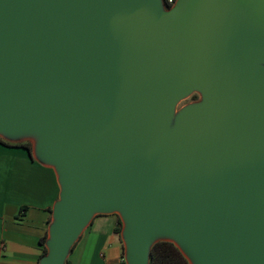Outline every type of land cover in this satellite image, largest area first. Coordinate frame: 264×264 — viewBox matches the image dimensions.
Instances as JSON below:
<instances>
[{
	"label": "water",
	"instance_id": "1",
	"mask_svg": "<svg viewBox=\"0 0 264 264\" xmlns=\"http://www.w3.org/2000/svg\"><path fill=\"white\" fill-rule=\"evenodd\" d=\"M0 139L58 180L39 264L110 214L125 264H264V0H0Z\"/></svg>",
	"mask_w": 264,
	"mask_h": 264
},
{
	"label": "crops",
	"instance_id": "2",
	"mask_svg": "<svg viewBox=\"0 0 264 264\" xmlns=\"http://www.w3.org/2000/svg\"><path fill=\"white\" fill-rule=\"evenodd\" d=\"M22 148L0 144V264H39L40 239L58 199L54 170ZM116 215H97L68 255L69 264H124Z\"/></svg>",
	"mask_w": 264,
	"mask_h": 264
},
{
	"label": "trees",
	"instance_id": "3",
	"mask_svg": "<svg viewBox=\"0 0 264 264\" xmlns=\"http://www.w3.org/2000/svg\"><path fill=\"white\" fill-rule=\"evenodd\" d=\"M198 99L197 95L192 96V100L196 101ZM0 144L8 147H17L22 148L28 152L30 157L31 154V144L29 142L23 143H8L0 139ZM51 212V211H50ZM50 224V219L48 220V225ZM121 230H122V222L118 216H116V226L114 229L115 234L119 237L120 245L122 248V255L123 254V244L121 240ZM47 240V233L44 235L43 238L40 239V245L42 247V254L41 258L47 254V250L45 247V243ZM64 264H69L68 260H65ZM125 264V263H124ZM148 264H189L187 259L183 256V254L179 251V249L170 242L160 241L154 244L149 252V263Z\"/></svg>",
	"mask_w": 264,
	"mask_h": 264
},
{
	"label": "rangeland",
	"instance_id": "4",
	"mask_svg": "<svg viewBox=\"0 0 264 264\" xmlns=\"http://www.w3.org/2000/svg\"><path fill=\"white\" fill-rule=\"evenodd\" d=\"M194 95H198V100L197 101H193L192 100V96ZM201 100V96L197 93V92H193L191 93L190 95H188L187 97L183 98L182 100H180L176 107H175V114H177L180 110H182L183 108H185L186 106L188 105H191V104H195V103H198L200 102ZM29 141V140H28ZM24 141H22L23 143ZM30 143V142H29Z\"/></svg>",
	"mask_w": 264,
	"mask_h": 264
},
{
	"label": "built area",
	"instance_id": "5",
	"mask_svg": "<svg viewBox=\"0 0 264 264\" xmlns=\"http://www.w3.org/2000/svg\"><path fill=\"white\" fill-rule=\"evenodd\" d=\"M176 1L177 0H162L164 6L166 8H168V9L171 8V7H173L175 5Z\"/></svg>",
	"mask_w": 264,
	"mask_h": 264
},
{
	"label": "flooded vegetation",
	"instance_id": "6",
	"mask_svg": "<svg viewBox=\"0 0 264 264\" xmlns=\"http://www.w3.org/2000/svg\"><path fill=\"white\" fill-rule=\"evenodd\" d=\"M197 96H198V95H197ZM197 100H198V99H197ZM197 100H196V101H197Z\"/></svg>",
	"mask_w": 264,
	"mask_h": 264
}]
</instances>
